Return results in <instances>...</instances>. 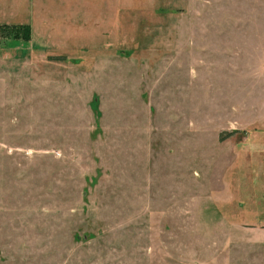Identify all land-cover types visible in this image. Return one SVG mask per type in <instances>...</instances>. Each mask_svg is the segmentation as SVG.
I'll return each mask as SVG.
<instances>
[{
	"label": "rangeland",
	"instance_id": "1",
	"mask_svg": "<svg viewBox=\"0 0 264 264\" xmlns=\"http://www.w3.org/2000/svg\"><path fill=\"white\" fill-rule=\"evenodd\" d=\"M0 264H264V0H0Z\"/></svg>",
	"mask_w": 264,
	"mask_h": 264
},
{
	"label": "trees",
	"instance_id": "2",
	"mask_svg": "<svg viewBox=\"0 0 264 264\" xmlns=\"http://www.w3.org/2000/svg\"><path fill=\"white\" fill-rule=\"evenodd\" d=\"M26 35L28 37V35H29V29L26 31ZM220 139H222V137H220Z\"/></svg>",
	"mask_w": 264,
	"mask_h": 264
}]
</instances>
